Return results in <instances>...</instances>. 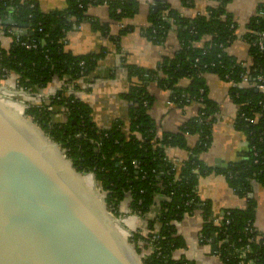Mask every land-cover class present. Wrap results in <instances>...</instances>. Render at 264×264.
<instances>
[{
	"label": "trees",
	"instance_id": "1",
	"mask_svg": "<svg viewBox=\"0 0 264 264\" xmlns=\"http://www.w3.org/2000/svg\"><path fill=\"white\" fill-rule=\"evenodd\" d=\"M193 1L182 0L189 6ZM213 1L214 6L193 18L180 16L163 0L153 1L150 25L143 34L153 43L161 44L168 31L174 29L179 48L153 70L127 66L131 82L122 98L130 103L128 124L116 119L109 128L97 127L90 107L72 94H66L64 86L47 99L48 104L29 103L24 109L25 116L64 149L65 157L77 172L93 175L101 190L107 193L105 202L113 216L119 215V205L127 195L131 213L142 217L154 204V198L161 197L160 213L146 225L151 231L158 221V237L152 239L151 232L144 236L140 231L128 237L138 255L145 249L140 245L142 241L150 240L155 248L142 258V264H189L184 258L174 259L172 253L185 246L183 238L176 233L175 223L194 210L202 212L203 241L214 234L215 243L225 240L239 247L246 237L258 233L253 228L256 201L252 183L257 182L264 188V93L255 86H242L241 81L246 76L248 83L264 86V0L247 22L242 37L248 44L250 57L246 65L226 52L235 39L236 28L226 11L230 0ZM94 5H107L110 17L116 21L133 17L138 9L137 0H66L65 9L42 12L33 0H0V20L10 18L23 24L25 30L24 35H17V40L13 36L9 48L0 47V79L18 76L16 84L25 93L46 87L55 77L74 87L76 79L94 69L101 54L74 55L64 49L65 36L82 21H88L93 29L107 31L105 25L87 16V8ZM7 29L16 28L6 26L5 32ZM131 29L122 27L116 40ZM207 74L230 84L228 96L237 105L234 127L244 133L247 142L240 158L223 168L208 166L200 159L211 144V127L218 111L216 102L208 97ZM145 75L169 90L172 102L199 104L196 114L177 132L156 135L147 112L153 97L146 91ZM258 76L261 80H257ZM133 78L138 82H132ZM183 78L189 80L187 89L177 86ZM48 106L52 109L47 110ZM61 109L65 119L53 123L51 116ZM255 113L259 116L253 121ZM188 134L197 136L191 148L186 144ZM169 147L186 149V159L181 162L168 159L165 150ZM212 171L222 174L234 193L246 200L243 208L223 210L228 223L223 221L219 227L209 221L210 202L201 200L197 194L198 179ZM261 242L251 244L254 255L250 258L255 264H264V238ZM226 243H221L220 253H231ZM225 264L239 263L232 258Z\"/></svg>",
	"mask_w": 264,
	"mask_h": 264
},
{
	"label": "crops",
	"instance_id": "2",
	"mask_svg": "<svg viewBox=\"0 0 264 264\" xmlns=\"http://www.w3.org/2000/svg\"><path fill=\"white\" fill-rule=\"evenodd\" d=\"M33 1L38 4L42 12L62 10L66 7V0ZM153 1L137 0V12L133 17L124 18L122 21H116L110 17L107 5L89 6L86 11L87 16L95 19L101 25H105L107 31L103 33L99 29H93L88 21H82L66 33L65 50L79 56L90 53L101 54L94 69L87 75L76 79L74 87L72 86L74 97L90 107L92 120L97 127L109 128L116 119L128 124L130 103L122 98L131 82L128 78L127 66L141 68L144 71L153 70L157 68L163 58L172 57L179 48L174 29L168 31L161 44L153 43L143 34V31L150 25L149 14L153 7ZM163 1L184 18H193L197 14H203L215 4L213 0H194L190 6L184 4L182 0ZM261 2L262 0H230L226 5V11L236 23L235 39L226 48V52L245 64L250 63V57L248 44L242 37L247 30V22L256 14L257 7ZM120 24L122 27L129 26L132 29L119 35L117 41L116 38L121 29ZM206 39L208 38L206 37ZM11 42L9 35H0L1 48H9ZM13 77L0 79V96L7 95L10 85L11 87L15 86ZM62 81L55 77L46 87L38 90V94H34L48 98L60 88ZM144 81L147 93L153 97V103L147 112L154 123L157 136L163 133L177 132L183 123L196 114L199 108L198 103L194 101L172 102L169 90L159 87L156 82L149 80L148 76ZM205 81L208 97L216 102L218 111L214 115L211 127V144L200 155V159L208 166L218 168L216 160H219L223 165L238 160L242 152L245 151L247 142L244 133L234 127L237 105L228 96L230 84L213 74H207ZM132 82H138V80L133 78ZM177 86L180 89H187L189 80L180 79ZM19 92L17 91L18 94ZM20 93L29 96V100H24L23 106L36 99L31 97L34 95L33 93ZM54 115L55 121L64 119L62 109ZM185 138L189 148L193 147L197 141L196 135L188 134ZM165 153L167 158L173 162H181L188 155L186 149L179 147H169ZM197 194L201 200L210 202L213 217L219 216L225 209L243 208L246 205L245 198L235 194L225 177L214 171L198 179ZM252 195L256 201L254 226L264 236V188L257 182L252 183ZM129 200V195L123 200L125 202L123 205L129 209L128 219L125 220L132 226L131 232L143 231L148 220H152L158 215L161 198L158 196L154 198V204L143 217L131 213ZM202 219L201 213L196 211L190 216H185L177 224V233L183 238L185 246L175 250L174 257L184 258L194 264H220L212 252L211 245L201 241L199 234L203 225Z\"/></svg>",
	"mask_w": 264,
	"mask_h": 264
},
{
	"label": "water",
	"instance_id": "3",
	"mask_svg": "<svg viewBox=\"0 0 264 264\" xmlns=\"http://www.w3.org/2000/svg\"><path fill=\"white\" fill-rule=\"evenodd\" d=\"M1 24L25 34L10 18ZM87 174L31 118L0 100V264H140L120 219L98 187L86 185Z\"/></svg>",
	"mask_w": 264,
	"mask_h": 264
},
{
	"label": "built area",
	"instance_id": "4",
	"mask_svg": "<svg viewBox=\"0 0 264 264\" xmlns=\"http://www.w3.org/2000/svg\"><path fill=\"white\" fill-rule=\"evenodd\" d=\"M120 28H122V24H120ZM4 34L9 35V36L11 37V41H13V36L16 37V40H17L18 30H17V29H7L6 32H5V27L1 24V20H0V35H4ZM26 47L29 48V45H26ZM242 63H243L244 65H246L244 62H242ZM11 76H14V77H13V80H14V82H15V87H16L17 91L23 92V91L17 86V84H16L18 76H15V75H11ZM11 76H10V77H11ZM257 80H261V76H258V77H257ZM241 85H242V86H245V87H248V86H255V87L258 88L262 93H264V86H262L261 84H250V83H248V82H247V79H246V76L243 77V80L241 81ZM62 86H64V87L67 88V92H66V94H68V95H69V94H72V95H73V90H72V88H73V87H72L73 84H66V83L64 82V80H63V81H62V85L60 86V88H61ZM60 88H59V89H60ZM38 90H40V89H37L36 92H32V93H33V94H34V93L38 94V93H37ZM54 94H55V93H54ZM54 94H53V95H54ZM34 95H35V94H34ZM73 96H74V95H73ZM35 98H36L35 101L32 102L33 104L36 103V104L41 105L40 103H43V102H44L45 104H48V102H49V101H47V99H48L49 97H48V98H43L40 94H39V95H35ZM28 104H29V103H27L25 107H27ZM46 108H47V110H51V109H52L51 106H48V107H46ZM52 116H53V118L55 117L54 114H53ZM258 116H259V115H258L257 113H255V114H254L253 121H256ZM64 119H65V117H64ZM64 119H63V120H64ZM63 120H59V121H63ZM54 122H56V121H55V118H54ZM94 182H95V184L98 186V184L96 183L95 180H94ZM98 189L100 190V194L104 197V200H105L107 193L104 192V191H102L101 188H100V186H98ZM156 197H157V196H156ZM158 197H159V195H158ZM160 198H161V197H160ZM196 211H199V212L201 213V215H202V212H201L200 210H194V211H192L190 214H186L185 216H190V215L194 214ZM159 213H160V210H159ZM159 213H158V214H159ZM185 216H184V217H185ZM184 217H183V218H184ZM202 220H203V219H202ZM209 221L211 222L212 225L217 226V227L221 226V224L223 223V221H225V224L228 223V221H227V220L224 218V216H223V211H222L221 214H220L219 216H217V217H213L212 214H211V217H210ZM179 222H180V221H179ZM179 222H176V223H175V227H177V224H178ZM159 228H160V223H159L158 221H156V222H155V227H154L153 230L148 231V230L145 228L143 231H140V232H141V234L144 235V236H147V233H148V232H151V233L153 234V235H152V239H153V238L155 239V238L158 237V231H159ZM253 228H255V226H254V222H253ZM255 229H256V228H255ZM256 230H257V229H256ZM176 231H177V230H176ZM257 231H258V230H257ZM134 232H136V231H134ZM132 233H133V232L129 233V236H130ZM176 233H177V232H176ZM177 234H178V233H177ZM213 237H214V234L212 235V238H211V239H210V238H206V239L203 241V240H202V235L200 236L201 241H202L203 243H206V244H208V245H212L213 243L215 244L216 249H215V251H214V254H215L216 258L219 260L220 264H225L226 261H228L229 259H232V258L236 259L237 262H238L239 264H255V261H254L252 258H250V256H253V255H254L253 252H252L251 244H252V243H255V244L262 243V242H261V241H262V238H264V236L258 231V233L255 234L254 236L246 237V238H245V242H244L242 245H239V247H235L233 242H228V243H226L225 240H221V241H219V242H217V243H215V240H214V242H212ZM221 243H224V244L226 243V247H227V249L231 250V253L224 254L222 251H221V253H220V252H219V247H220ZM140 245H144V246H145V249H143L142 253L139 255V258H140V264H142V263H141L142 258H144V257H146L147 255H149L150 253H152V252L155 250V248L153 247V245H152V243H151L150 240L142 241V242H140ZM223 255H224V256H223ZM172 257H173L174 259H179V258H175V257H174V252L172 253Z\"/></svg>",
	"mask_w": 264,
	"mask_h": 264
},
{
	"label": "rangeland",
	"instance_id": "5",
	"mask_svg": "<svg viewBox=\"0 0 264 264\" xmlns=\"http://www.w3.org/2000/svg\"><path fill=\"white\" fill-rule=\"evenodd\" d=\"M9 91H12L14 93L13 94L7 93V95H5V96H0V100L3 101L6 105H8L12 110H14L19 116L25 115L24 109L26 107L23 106L25 103L24 100H29V96H26L22 93H19V94L16 93L17 89L13 85H12V87L10 85ZM31 97H35V95H32ZM22 100H23V102H22ZM25 118L29 119V117H27V116H25ZM85 183L88 187H90L93 190H96L98 187L94 182V177L92 174H87L85 176ZM124 203L125 202L123 201L122 205L119 206V215L113 216V217L121 220V224H122L121 226L122 227H120L118 225V228H119V230L121 229L122 231H124V233L129 236V233H131V229H133V228L129 223L127 224V222H126V220L128 219L127 217L129 214V209L127 206L123 205ZM122 206H124V207H122Z\"/></svg>",
	"mask_w": 264,
	"mask_h": 264
}]
</instances>
